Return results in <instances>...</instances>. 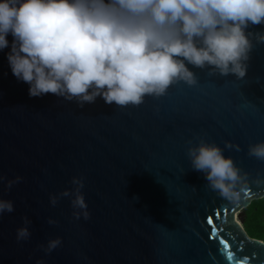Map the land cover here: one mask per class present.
<instances>
[{"label": "water", "instance_id": "obj_1", "mask_svg": "<svg viewBox=\"0 0 264 264\" xmlns=\"http://www.w3.org/2000/svg\"><path fill=\"white\" fill-rule=\"evenodd\" d=\"M8 51H0V177L22 179L9 189L0 181V198L14 205L0 215V264H264V241L240 219L264 198V184L255 183L264 161L247 154L264 141V44L254 45L241 79L188 65L195 85L179 81L126 107L99 96L83 107L51 93L30 97ZM198 138L248 174L238 203L224 201L191 167L187 147ZM74 176L84 181L88 219L73 216L70 197L49 202L73 188ZM25 217L31 236L18 241ZM54 237L62 243L46 253Z\"/></svg>", "mask_w": 264, "mask_h": 264}, {"label": "clouds", "instance_id": "obj_2", "mask_svg": "<svg viewBox=\"0 0 264 264\" xmlns=\"http://www.w3.org/2000/svg\"><path fill=\"white\" fill-rule=\"evenodd\" d=\"M251 25H264V0H0V51L9 49L8 66L28 84L30 97L51 93L83 107L99 96L126 107L162 96L179 81L195 85L188 65L245 77L254 45L264 44V31L253 33ZM247 154L264 161V141L250 144ZM187 156L218 196L240 201L248 174L219 145L198 138L189 142ZM21 179L0 177L8 189ZM71 184V190L50 194L49 202L70 197L73 216L88 219L83 178L74 176ZM12 211L13 202L0 198V215ZM23 219L18 241L31 236L30 221ZM61 243L50 238L44 251Z\"/></svg>", "mask_w": 264, "mask_h": 264}, {"label": "trees", "instance_id": "obj_3", "mask_svg": "<svg viewBox=\"0 0 264 264\" xmlns=\"http://www.w3.org/2000/svg\"><path fill=\"white\" fill-rule=\"evenodd\" d=\"M242 213V224L248 235L264 241V198L252 201Z\"/></svg>", "mask_w": 264, "mask_h": 264}, {"label": "rangeland", "instance_id": "obj_4", "mask_svg": "<svg viewBox=\"0 0 264 264\" xmlns=\"http://www.w3.org/2000/svg\"><path fill=\"white\" fill-rule=\"evenodd\" d=\"M242 215H243V213H242V211H241V213H240V219H242ZM246 228L248 229L247 226H246Z\"/></svg>", "mask_w": 264, "mask_h": 264}]
</instances>
